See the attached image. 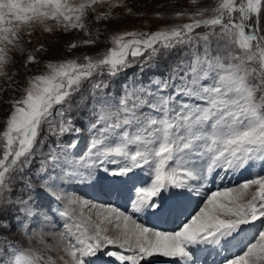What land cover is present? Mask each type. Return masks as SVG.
<instances>
[{
  "label": "snow or ice",
  "instance_id": "1",
  "mask_svg": "<svg viewBox=\"0 0 264 264\" xmlns=\"http://www.w3.org/2000/svg\"><path fill=\"white\" fill-rule=\"evenodd\" d=\"M104 2L0 0V78H6L0 105L8 106L0 124V251L8 264H96L101 257L152 264L157 255L197 264L201 252L213 251L219 264H264V175L203 196L197 187L220 171H250L257 163L264 171V0H216L189 14L187 23L114 34L106 51L49 60L46 73L32 74L29 65L37 57L30 51L17 69L22 79L5 70L16 65L13 50L25 53V34L31 37L37 28L88 31L86 18ZM95 19L109 20L110 14ZM137 64L149 71L163 64L164 72L147 86L134 82L115 101L97 94L102 81L85 92L97 74L117 77ZM9 90L13 95L4 99ZM73 105L91 106L95 114L85 154L74 152L77 140L63 141L80 131L66 118ZM138 169L147 171V179L132 186L130 211L68 196L58 184L79 180L119 195V185ZM194 193L200 200L188 210L184 201ZM42 195L57 202L64 218L54 244L28 234L26 221L53 212L38 203ZM173 213V231L138 219ZM22 235L39 247L17 249L14 240ZM0 264H6L3 257Z\"/></svg>",
  "mask_w": 264,
  "mask_h": 264
},
{
  "label": "rangeland",
  "instance_id": "2",
  "mask_svg": "<svg viewBox=\"0 0 264 264\" xmlns=\"http://www.w3.org/2000/svg\"><path fill=\"white\" fill-rule=\"evenodd\" d=\"M215 2L216 0H199L198 3L194 4L191 3L190 0H122V2L121 0H108V2L98 3L95 6V12L90 13L85 20V23L88 25V31L71 30L67 33L63 31L46 33L43 32L42 29L37 28L33 31L31 37L25 34V53L22 55L21 53L13 50L10 55L16 61V65L10 64L5 70L9 73V75L17 76L18 67L24 64L26 56L30 51L37 57V61L29 65L32 69V74L46 73L48 72L46 65L49 60L58 61L76 59L78 57H82L83 55L96 56L98 52L102 53L106 51L108 47L112 46L111 36L114 34L134 30L151 32L172 25H181L189 22V14L196 12L198 9L214 7ZM181 12L186 14L183 16L176 15V13ZM101 13L110 14V19L97 21L95 17ZM210 14L211 13H207V15ZM262 24H264V18H262ZM89 31L91 32V35L88 34ZM198 31H204V29H200ZM97 36H99V40H97L95 44L84 45L82 43L83 40L96 39ZM29 39L31 40V43H27ZM73 43H76L77 47L71 49L70 45ZM40 45L44 46V50L36 51ZM150 68L152 69L151 71L148 69H142L141 66L137 64L117 77H111L106 74H97L95 78L89 82L85 92L94 91L92 85L96 82L102 81L105 87L99 90L97 94L100 96L106 95L115 101L119 99L123 95V92L128 89V86L132 85L134 82L137 86H147L149 81L156 79L159 73L164 72L163 64L159 67H157L156 64H152L150 65ZM23 76L24 72L21 70L17 78L22 79ZM4 80H6V78H0V86L3 85ZM21 94L22 93L20 91L15 93L17 97ZM12 95L11 90H9L7 94H4L3 98L8 99ZM86 98L87 96L85 95V99ZM80 104L83 105V100L80 101ZM7 107V105H0V124L4 122L2 115ZM66 118H70L74 122V126L79 128L80 131L79 133H72L63 137V141L66 143L67 141L75 139L78 141V145L74 152L77 154L87 153L90 140L92 139L91 123H93L95 119L92 107H77L76 105H73L66 113ZM44 152H47V146H45ZM39 159V156L36 157L37 163H39ZM256 165L258 166L260 164L257 163ZM33 169H35V164L33 165ZM133 174L144 175V179H146L145 172L136 171L131 175ZM232 175L233 174H230L228 179H230ZM255 175L256 173L253 175L250 174V178H253ZM132 178V183L133 181H138V179H140L139 176H133ZM225 178L227 181V175ZM245 179V177L240 176L234 181L235 184H238ZM58 184H60V191L68 196H78L84 198L85 200L95 201L98 203H116L127 193V185L125 183L119 185V195L115 193V196L109 194L110 198L107 196V199L102 200L101 197H104L103 194H106V192L101 191V193L99 191L95 194L92 190L93 187L89 186L88 182L65 180L62 182L58 181ZM70 184H73V186ZM134 184H138V182ZM128 189L129 187H127V190ZM99 196L101 197L98 198ZM38 203L44 205L45 209L51 205L53 212H49L47 216H40L35 220L26 221V225L29 228L28 234L30 235L32 232L42 234L47 243L54 244V234L62 230L64 218L61 216L60 218L58 217L59 214L56 212L57 202L55 200H51L49 197L42 195L39 198ZM9 239L11 240L12 238L10 237ZM14 244L17 249H25L33 246L39 247L35 241L29 242L27 240V236L23 235L14 240ZM233 250L235 251L236 249ZM51 254L54 256L56 255L54 252ZM0 257H3L6 264H8L9 257L4 256L2 251H0ZM57 264H62V262L57 260Z\"/></svg>",
  "mask_w": 264,
  "mask_h": 264
},
{
  "label": "bare ground",
  "instance_id": "3",
  "mask_svg": "<svg viewBox=\"0 0 264 264\" xmlns=\"http://www.w3.org/2000/svg\"><path fill=\"white\" fill-rule=\"evenodd\" d=\"M133 176H139L141 180H144V175H139V174H133L131 176H129V181L132 182V177ZM132 178V179H131ZM136 178V177H135ZM138 179V180H140ZM218 179V178H216ZM134 180V179H133ZM137 180V179H136ZM213 180L214 178L211 177L209 178V180H207V182H209V184L212 186L213 185ZM136 182V181H133ZM71 186H73V184H70ZM129 186V185H128ZM197 187H199V185H197ZM77 188V187H76ZM75 188V190H76ZM95 194L97 192H101V190L98 187H93L92 189ZM77 192V191H76ZM102 193V192H101ZM104 195V194H103ZM132 195V193H131ZM115 196V195H114ZM101 196H99L98 198H100ZM109 197V196H108ZM131 197V196H129ZM114 205V204H113ZM116 206V205H115ZM187 206V205H185ZM117 207L121 208V210H125V208H128L130 210V205H129V198L128 199H124L120 204L117 205ZM176 213H173L170 216L176 217ZM169 215L165 214L164 216H153V215H148V214H138V219L140 222L144 223L146 226L148 227H153L156 226V229L158 230H162V231H169ZM153 225V226H152ZM167 226V227H166ZM154 228V227H153ZM207 253V252H205ZM225 254V253H224ZM165 264H173V260L174 258H170V257H165ZM98 262H102V264L105 262L106 264H113V261L110 260L107 257H101V260H97ZM180 264H182V262H180Z\"/></svg>",
  "mask_w": 264,
  "mask_h": 264
}]
</instances>
